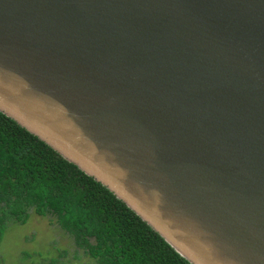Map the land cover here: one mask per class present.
I'll return each mask as SVG.
<instances>
[{"label":"water","instance_id":"water-1","mask_svg":"<svg viewBox=\"0 0 264 264\" xmlns=\"http://www.w3.org/2000/svg\"><path fill=\"white\" fill-rule=\"evenodd\" d=\"M0 111L192 264H264V0H0Z\"/></svg>","mask_w":264,"mask_h":264},{"label":"trees","instance_id":"trees-1","mask_svg":"<svg viewBox=\"0 0 264 264\" xmlns=\"http://www.w3.org/2000/svg\"><path fill=\"white\" fill-rule=\"evenodd\" d=\"M32 212L51 217L95 264H192L109 188L0 111V243Z\"/></svg>","mask_w":264,"mask_h":264},{"label":"rangeland","instance_id":"rangeland-1","mask_svg":"<svg viewBox=\"0 0 264 264\" xmlns=\"http://www.w3.org/2000/svg\"><path fill=\"white\" fill-rule=\"evenodd\" d=\"M54 242L61 246L59 252L85 255L75 246L74 239L66 234L57 223H53L51 217H42L34 212L31 213L27 223L15 222L9 226L2 249L3 252H7L10 264H12L23 251L52 254L56 251ZM86 258L89 261L88 264H95L90 257L86 256Z\"/></svg>","mask_w":264,"mask_h":264},{"label":"flooded vegetation","instance_id":"flooded-vegetation-1","mask_svg":"<svg viewBox=\"0 0 264 264\" xmlns=\"http://www.w3.org/2000/svg\"><path fill=\"white\" fill-rule=\"evenodd\" d=\"M4 241L0 243V264H10L9 256L7 252H3L2 245ZM55 250L52 254H46L41 252H23L18 255L16 262L12 264H88L89 261L86 255H75L68 252H59L61 249L59 243L54 242ZM84 256V257H83Z\"/></svg>","mask_w":264,"mask_h":264}]
</instances>
